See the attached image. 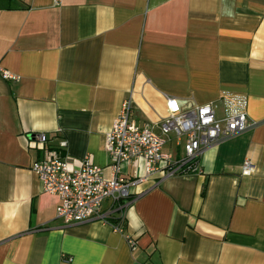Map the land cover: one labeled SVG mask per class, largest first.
<instances>
[{"label":"crops","instance_id":"0c3cea01","mask_svg":"<svg viewBox=\"0 0 264 264\" xmlns=\"http://www.w3.org/2000/svg\"><path fill=\"white\" fill-rule=\"evenodd\" d=\"M0 65L18 76L0 77V264H264V0H0ZM164 95L256 125L195 171L165 177L161 161L122 205L102 202L106 222L64 226L32 162L53 150L108 175L121 102L158 132ZM163 150L183 155L173 134ZM143 172L140 158L120 163L124 178Z\"/></svg>","mask_w":264,"mask_h":264},{"label":"built area","instance_id":"2783aa9c","mask_svg":"<svg viewBox=\"0 0 264 264\" xmlns=\"http://www.w3.org/2000/svg\"><path fill=\"white\" fill-rule=\"evenodd\" d=\"M58 4L59 0H53ZM0 77L17 80L18 76L0 65ZM167 102V114L158 124V132L144 125L139 126L131 119L132 101L128 97L121 102L120 112L111 128L105 133L104 148L110 162L104 175L100 166L94 165L86 157L78 167H71L50 151L46 157L32 162L31 170L36 174L43 192L56 195V218L64 226L79 222L101 220L106 222L108 213L102 211V202L110 199L118 206L130 197L131 188L143 182L146 176L155 173L161 161L168 163L164 176L182 172L195 171L198 157L210 146L229 139L253 126L255 121L248 119L244 112L218 118L209 103L200 104L189 109H181L175 98L164 95ZM173 134L176 143H181L183 155L174 159L163 150L164 145ZM37 140L29 143L31 148L44 149L46 135H36ZM65 141L60 143L63 147ZM142 159L143 175L134 173L124 178L120 173V163ZM252 164L248 159L242 163L241 172L250 174ZM121 220H123V214ZM122 223L114 225L121 231ZM126 242L133 248L135 240L126 234Z\"/></svg>","mask_w":264,"mask_h":264}]
</instances>
